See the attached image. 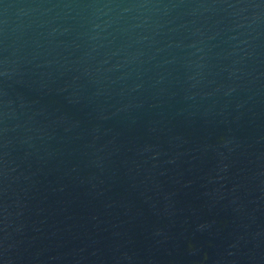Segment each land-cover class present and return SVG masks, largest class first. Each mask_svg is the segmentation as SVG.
Masks as SVG:
<instances>
[{
  "label": "water",
  "instance_id": "obj_1",
  "mask_svg": "<svg viewBox=\"0 0 264 264\" xmlns=\"http://www.w3.org/2000/svg\"><path fill=\"white\" fill-rule=\"evenodd\" d=\"M107 2L0 0V264H264V21Z\"/></svg>",
  "mask_w": 264,
  "mask_h": 264
},
{
  "label": "clouds",
  "instance_id": "obj_2",
  "mask_svg": "<svg viewBox=\"0 0 264 264\" xmlns=\"http://www.w3.org/2000/svg\"><path fill=\"white\" fill-rule=\"evenodd\" d=\"M67 6L68 5H65V7ZM81 6L89 7V8H109V7L120 8V7H123L124 11H127L131 7H146L147 5L146 4L123 5L122 3H113L112 0H109V2L107 3H99V4L93 3V4H87V5H81ZM196 6L200 8H204V9L214 8V7H223L225 9L238 10L236 12H233L232 15L239 17L240 20L248 21V24L245 25L237 21L236 22L237 28H242L245 26L250 27L252 24H256V23L264 21V0H235V2H229V0H224V2L221 4H217L215 0H213L212 3H201ZM4 7H5V13L7 16L8 9L11 6L5 5ZM171 7H176V5H171ZM244 13H249V14L243 15ZM4 23L7 24L6 19ZM96 27L98 26L93 25L92 30L94 31ZM233 39H235V37H233ZM189 47L195 48L196 45L192 44V45H189ZM197 51H199V49H197ZM16 74H17V69L10 63L9 59L6 56L2 60H0V98H3L2 103L5 109H8L11 107V101L8 99V91L10 88H12L17 83V81L14 79ZM189 79H192V77H189ZM141 89H142V85L137 83L131 88V91L135 93H139ZM217 91H219V89H217ZM236 91L237 89L235 87H229L224 92V95L231 96ZM188 99H193V97H188ZM136 107L142 108L143 104H137ZM242 107H243V103H237L236 105L237 111ZM2 115L4 119L6 120L8 117V112L5 111ZM220 126H223V128L226 129V131H220L214 143L218 148H228L229 151H231L229 146L236 143L235 138L231 135V130L227 128V126L223 122L217 125V127H220ZM7 132H8L7 127L0 129V135H3L5 137L4 147L8 146V141L6 139ZM153 151L154 150L152 148L145 145L143 149L141 150V154L153 152ZM158 155L159 153L153 154L150 157V159L156 160ZM171 162L172 161H169V163ZM227 168H228V165L224 164L223 170L226 171ZM7 171L14 172L15 169L10 168ZM188 251L190 253L194 251L191 244H189L188 246ZM228 255L231 256L232 253L229 252Z\"/></svg>",
  "mask_w": 264,
  "mask_h": 264
}]
</instances>
